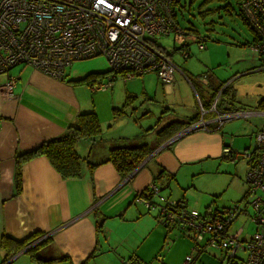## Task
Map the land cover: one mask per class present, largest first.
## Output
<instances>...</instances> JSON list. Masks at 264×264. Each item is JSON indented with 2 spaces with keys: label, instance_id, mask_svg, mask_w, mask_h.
I'll list each match as a JSON object with an SVG mask.
<instances>
[{
  "label": "crops",
  "instance_id": "crops-1",
  "mask_svg": "<svg viewBox=\"0 0 264 264\" xmlns=\"http://www.w3.org/2000/svg\"><path fill=\"white\" fill-rule=\"evenodd\" d=\"M183 46L181 42L179 46H174V50H181ZM254 56L259 66L247 69H262L264 59ZM19 64L17 67L13 65L8 71L16 77L13 95L6 96L0 92V238L2 233L21 239L29 233L39 232L38 237H47V241L36 250V255L43 261L30 257L25 250L28 243L9 256H5L6 250L0 246V264H100V257L106 264H127L128 259L143 263L147 256L145 251L139 250V246L150 234L155 222L159 221L154 212L133 201L134 194L146 188L151 178L163 170L165 176L161 175V181L165 188L160 191L166 200L174 203L178 198L184 199L182 194L177 195L176 187L179 188L180 184L174 183L176 175L184 170L197 174L203 170L205 162L219 157L221 145L226 142L224 129L229 128L224 125L225 122L234 118H247V115L228 118L219 126L210 120L206 123V129H192L168 141L171 136L159 144L156 131L169 121H175L173 127L179 124L184 126L198 117L200 105L209 107L212 102L215 108L223 111L233 108H237L236 111L251 110L253 113L264 111V103L257 104L259 108L254 104L252 108L253 105L237 101L235 89L228 78L237 77V73L229 76L231 65H225L228 76L223 79L208 70L192 75L185 74L177 67L169 83H163L156 73L151 77L152 81H146L144 74L147 72H144L133 77L144 75L143 80L149 84L154 82L153 86L147 85L144 88L143 82L137 87L134 82L128 84V80L133 77L125 81L121 78L124 85L117 86L115 77L112 84L103 90H92L89 87L88 94L78 95L76 87L68 79L81 77L84 73L77 63L67 67L63 79L52 77L29 64ZM106 70L105 63L100 69L87 70L82 77L93 72L100 73L96 77L102 79ZM177 72L181 73L180 77ZM1 74L0 83L6 77L5 73ZM222 88L226 91L222 92ZM136 94L146 96V108L128 106ZM230 95L235 97L234 102ZM83 97L88 98L95 107L96 103L103 105L101 108H104L105 116L102 118L97 111L100 131L95 138H82L75 143L77 153L84 158L81 175L63 178L44 156L36 155L23 162L20 190L15 193V152L27 150L46 138L61 134L79 111L92 107L88 99ZM119 106L122 112L112 113V107ZM213 113L209 110L203 116L208 120ZM122 123L127 126L138 123L139 129L132 130L130 134L128 129L121 132ZM229 135H233L232 132L229 131ZM140 143H146L151 151L126 174H120L110 161L101 162L113 145ZM225 144L230 146L229 143ZM243 158L247 166L248 158ZM88 161L99 164L88 171ZM166 173L172 174L173 179L167 181ZM242 183L244 185V181ZM211 202L209 196L201 199L202 212L218 207L211 208ZM102 216L101 230L97 232L95 220ZM170 228H165V234ZM188 233L194 241L190 249L193 255L190 264H194L203 248L200 243L205 237L197 240ZM164 239L165 244L172 240L168 237ZM187 248L186 244L181 247L180 256L173 263H181ZM240 250L242 253L236 252V255L243 258L244 250ZM218 253L220 263H217L225 264L223 251L219 250ZM155 259L165 264L161 262L160 254H156ZM205 261L206 264H215L214 261Z\"/></svg>",
  "mask_w": 264,
  "mask_h": 264
},
{
  "label": "built area",
  "instance_id": "built-area-1",
  "mask_svg": "<svg viewBox=\"0 0 264 264\" xmlns=\"http://www.w3.org/2000/svg\"><path fill=\"white\" fill-rule=\"evenodd\" d=\"M178 0H0V73L6 77L0 83V92L12 96L16 77L9 69L17 63H26L57 79L65 76V67L74 60L96 54L105 57L107 70L90 89H105L120 75L122 80L147 71H154L163 83L172 81L175 63L154 42L153 35L173 32L178 39L184 33L174 18V4ZM240 12L252 26L255 40L253 52L264 55V0H238ZM200 38L198 48L203 47ZM182 54H189L188 47H181ZM104 78V80H103ZM212 110L211 119L204 113ZM251 110L217 111L212 102L209 107L199 106L198 117L184 125L174 135L192 129H206L210 120L219 126L237 115H248ZM1 125V122H0ZM229 145H221V154L231 156ZM240 155L248 158L244 179L247 184L243 203L228 206L225 212L212 219L195 208H185L180 199L176 208L164 205L159 186L149 181L151 197L135 196L150 211L160 214L165 223L185 229L194 239L205 237L204 245L223 251V256L236 255L243 249L242 264H264V131L253 135L251 151ZM251 208L253 229L243 235L242 225L230 230V223L240 212ZM40 237L33 240L37 241ZM30 244V243H29ZM202 246V247H203ZM192 251L186 253L180 264H190ZM127 264H141L135 259Z\"/></svg>",
  "mask_w": 264,
  "mask_h": 264
},
{
  "label": "rangeland",
  "instance_id": "rangeland-1",
  "mask_svg": "<svg viewBox=\"0 0 264 264\" xmlns=\"http://www.w3.org/2000/svg\"><path fill=\"white\" fill-rule=\"evenodd\" d=\"M236 1L178 0L174 4V18L184 32L181 39L174 37L175 34L173 32L168 35H153L152 39L165 53L169 54L170 59L185 74H199L200 72L208 70L219 79H223L228 76L225 65H231L229 76L237 73V77L231 79L230 76L228 78H230L229 81H231L232 87L235 89L237 101L253 105L252 108H254V104L257 105V100L260 99L259 97L264 96V67L260 70L247 69L248 67L256 65L258 67L259 61L253 58L255 57L254 55H258L252 51L251 44L249 45V43L253 42L254 34L238 15ZM223 5H227V8L224 9ZM200 38H205V40H202L203 47L201 49L196 44V41ZM181 42L188 47V56H184L178 49L174 50V46H179ZM246 42L248 45L244 44ZM72 63H77L78 68L82 69L80 71L84 73L81 77L68 79L76 87L78 95L88 94V82L93 79L91 82L96 83L98 78L96 76L100 73L91 72L90 74L88 73L89 75L82 76L89 69H100L104 67L106 63L105 57L102 54H96L87 58L76 59ZM19 65L21 64L18 63L14 67ZM67 67L69 66L65 67V73ZM154 73V71H147V74H144L145 80L150 79L152 81L151 77L155 75ZM0 75L3 74L0 73ZM144 75L135 78L133 77L135 75H133V78L128 80V84L134 82L137 87V85L140 86L143 82L144 88L147 85L153 86L154 82L149 84L143 80ZM177 76L180 77L181 73H178ZM116 77L114 79L115 84L117 86L119 84L124 85L120 80L121 76L117 75ZM82 99L87 100L88 98L83 97ZM148 100L151 101L150 99ZM87 101L92 106L89 110H94L96 114L98 111L99 116L102 118L105 116V110L101 108L103 105L96 103L97 107H95L89 99ZM146 102L147 100L144 94H141V97L136 94L135 97L130 99L128 106L135 107V109H142L146 108ZM224 125H228L229 127L224 129V135L226 137L225 143L230 144L233 149L230 148L232 151H235L238 157L229 159L219 156L205 162V167L197 174H192L188 172L189 170H184L176 175L174 183L179 182L180 184L179 188L176 187L177 195H183L185 208L187 209L195 207V209L202 212L203 206L201 199L208 196L212 199L211 208L214 206L221 208L222 206L227 207L235 204H239L240 206L243 203L242 196L247 188L244 179L247 166L243 158L244 156L240 155V152L243 151V148L245 149L244 151H251L253 147V135L256 131H264V111L248 114L247 118L240 117L231 119L226 121ZM136 128L139 129L138 123H134L131 126L122 123L121 132L122 130L128 129L127 131L130 134ZM229 131L233 135H229ZM127 138H130L129 135ZM242 181H244V185ZM245 206L248 212L244 210L234 217L230 223V230L233 231L242 225L243 235H249L253 229V221L250 205L246 203ZM150 212L155 213V211ZM165 237L172 239L171 242H166L167 244H165ZM185 244L188 246L186 250L188 253L194 245V241L185 229L173 226L165 234L163 224L155 222L152 231L144 238L143 244L139 246V250L145 251L147 256L146 261L140 263L161 264L159 259H155L156 254H160L161 262L175 264L173 262L180 256L181 247ZM200 244H204V241H201ZM218 251L212 245H204L201 252L196 256L194 264H206L205 259L214 261L215 264H218L217 262L220 263ZM237 252L239 254L242 253L240 249ZM100 258L102 261H100ZM100 258L98 259V263L106 264L103 258Z\"/></svg>",
  "mask_w": 264,
  "mask_h": 264
},
{
  "label": "trees",
  "instance_id": "trees-1",
  "mask_svg": "<svg viewBox=\"0 0 264 264\" xmlns=\"http://www.w3.org/2000/svg\"><path fill=\"white\" fill-rule=\"evenodd\" d=\"M218 1H223V0H218ZM236 3L238 6V0L236 1ZM223 8L226 9L227 5H223ZM237 13L253 32L254 34L253 41H254L255 40L254 30L252 26L245 19L242 12H240L239 6H238ZM244 44L248 45L247 42ZM250 44L251 43H249V45ZM261 65H264V62L261 63ZM226 85L227 83L223 87H225ZM224 90L225 89H223L222 92ZM230 98L232 102L235 101L234 96L230 95ZM259 98L260 99L257 101V104L264 103V96L259 97ZM215 109L217 111H221V112L223 111L217 108ZM236 109L234 108L229 109V111H236ZM121 112H122V108L120 106L112 107V113L119 114ZM173 122L175 121H169L168 123H166V125L162 126L156 131V133L158 134L156 136L158 144L162 143L167 138H170L171 136H173L177 131H179L183 127V125L181 126V124L173 127L172 126ZM99 131H100V124H99V120H98L96 112L94 110L79 111L76 114L73 122L69 123L61 134L46 138L42 140L41 142H39L37 145L27 150L15 152L14 167H13V190L14 192L18 193L20 190V180H21L20 170H21V166L23 162L36 155L44 156L48 160L49 164L63 178L80 176L82 173L81 164L84 158L81 157L77 153L75 149V143L77 140L82 139V138L93 139L97 136ZM223 145H228V144L223 143ZM150 151H151V147L148 146L146 143H140L136 145H121V144L113 145L109 147L107 151V155L101 162L110 161L120 174H126L129 171H131L135 167V165L139 163ZM232 154L233 155L231 156L225 157L223 154L220 153V156L224 158H229V159L238 157V155L235 154V151L232 152ZM97 164H99V162L88 161L86 164V168L88 171H90ZM162 174H163V170H160L159 173H157L151 178V182H154L155 184L159 186V192L165 198L164 205L169 208L170 207L176 208L179 204L180 198H178L174 203H169L166 200V196L162 194L160 191L162 188H165L164 184L161 181ZM163 175L165 176V174ZM171 178L173 179L172 174L166 175L167 181L171 180ZM148 191H149V188L147 184V187L144 189H141L140 191H137L134 194V197L136 195L137 196L143 195V196L151 197V194ZM134 197H133V201H134ZM227 208L228 206L221 207V208H215L212 211H208V212L206 211L202 213L200 212V214L203 216H209L212 219H215L216 218L215 216L217 215V213H219V216L221 217V215L225 212V209ZM147 210L149 211V209ZM154 216L158 219L160 223L163 224V226L166 229L173 226L172 223H165L158 212L155 211ZM103 218L104 216L95 220V227L97 229V232H100L101 230ZM39 234H40L39 232H32V233L27 234L21 239H15V238L7 236L5 233H2L1 238H0V246L5 248L6 250L5 256H9L15 253L16 251H18L20 248H22L26 244L30 243L28 244V247H26L25 249L26 252L30 255V257L32 256L35 260L43 261V259H41L40 257L36 255V250L38 249L39 245L47 241V237L40 238L37 241L31 243L33 240L38 238ZM53 258L54 257H51V259ZM225 264H242V258L237 255L226 257Z\"/></svg>",
  "mask_w": 264,
  "mask_h": 264
},
{
  "label": "water",
  "instance_id": "water-1",
  "mask_svg": "<svg viewBox=\"0 0 264 264\" xmlns=\"http://www.w3.org/2000/svg\"><path fill=\"white\" fill-rule=\"evenodd\" d=\"M176 137H178V135H173L168 141L173 140V139H175ZM168 141H167V142H168ZM3 264H5V262H4Z\"/></svg>",
  "mask_w": 264,
  "mask_h": 264
},
{
  "label": "bare ground",
  "instance_id": "bare-ground-1",
  "mask_svg": "<svg viewBox=\"0 0 264 264\" xmlns=\"http://www.w3.org/2000/svg\"><path fill=\"white\" fill-rule=\"evenodd\" d=\"M255 53H256V52H255ZM256 54L264 59V55H263V54H259V53H256ZM179 136H180V135H179Z\"/></svg>",
  "mask_w": 264,
  "mask_h": 264
}]
</instances>
